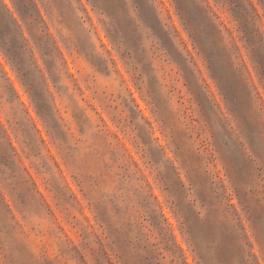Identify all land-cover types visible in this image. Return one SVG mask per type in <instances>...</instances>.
<instances>
[{"label": "rangeland", "instance_id": "rangeland-1", "mask_svg": "<svg viewBox=\"0 0 264 264\" xmlns=\"http://www.w3.org/2000/svg\"><path fill=\"white\" fill-rule=\"evenodd\" d=\"M0 264H264V0H0Z\"/></svg>", "mask_w": 264, "mask_h": 264}]
</instances>
